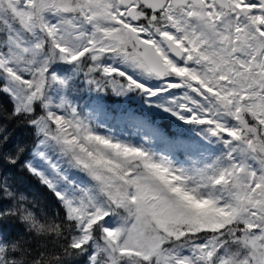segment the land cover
Listing matches in <instances>:
<instances>
[{"label": "snow or ice", "instance_id": "1", "mask_svg": "<svg viewBox=\"0 0 264 264\" xmlns=\"http://www.w3.org/2000/svg\"><path fill=\"white\" fill-rule=\"evenodd\" d=\"M0 98V264H264V0H0Z\"/></svg>", "mask_w": 264, "mask_h": 264}, {"label": "trees", "instance_id": "2", "mask_svg": "<svg viewBox=\"0 0 264 264\" xmlns=\"http://www.w3.org/2000/svg\"><path fill=\"white\" fill-rule=\"evenodd\" d=\"M0 100H2V98H0ZM25 136H27V130H21L20 132L17 133V138H21V137H25ZM29 187H30V192L33 193V194H35L36 198L40 201V204L43 205V203H44V196L41 195V193L37 192V190H36L35 187H31V186H29ZM32 198H33V196L32 195H29V199L31 200ZM48 200H49V203H51L52 198H51L50 195H48ZM49 247H51L50 244H49Z\"/></svg>", "mask_w": 264, "mask_h": 264}, {"label": "rangeland", "instance_id": "3", "mask_svg": "<svg viewBox=\"0 0 264 264\" xmlns=\"http://www.w3.org/2000/svg\"><path fill=\"white\" fill-rule=\"evenodd\" d=\"M80 104H81V106H83V101H80ZM84 115H88V110L87 109H84Z\"/></svg>", "mask_w": 264, "mask_h": 264}]
</instances>
